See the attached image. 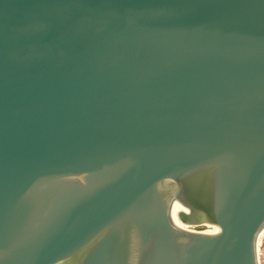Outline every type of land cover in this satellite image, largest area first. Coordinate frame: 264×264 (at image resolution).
<instances>
[{
    "label": "water",
    "instance_id": "95a60500",
    "mask_svg": "<svg viewBox=\"0 0 264 264\" xmlns=\"http://www.w3.org/2000/svg\"><path fill=\"white\" fill-rule=\"evenodd\" d=\"M263 228L264 0H0V264H261Z\"/></svg>",
    "mask_w": 264,
    "mask_h": 264
},
{
    "label": "bare ground",
    "instance_id": "6f19581e",
    "mask_svg": "<svg viewBox=\"0 0 264 264\" xmlns=\"http://www.w3.org/2000/svg\"><path fill=\"white\" fill-rule=\"evenodd\" d=\"M186 212L187 214H194V211L191 207H188L184 204H177L175 206V209L173 211V219L175 221V223L185 229H189V230H199V229H204V230H217L218 227L217 226H212V225H194V224H190V223H186L184 221L181 220V218L179 217V212ZM264 240V228L262 229L259 239H258V249H259V258H260V263H261V255L263 254L262 252V248H261V244Z\"/></svg>",
    "mask_w": 264,
    "mask_h": 264
},
{
    "label": "rangeland",
    "instance_id": "374dc122",
    "mask_svg": "<svg viewBox=\"0 0 264 264\" xmlns=\"http://www.w3.org/2000/svg\"><path fill=\"white\" fill-rule=\"evenodd\" d=\"M261 248H262V252H263V254L261 255V264H264V240L261 244Z\"/></svg>",
    "mask_w": 264,
    "mask_h": 264
}]
</instances>
